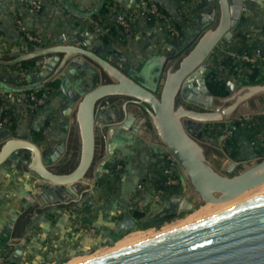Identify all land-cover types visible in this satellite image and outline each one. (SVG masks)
Wrapping results in <instances>:
<instances>
[{
	"label": "crops",
	"instance_id": "0c3cea01",
	"mask_svg": "<svg viewBox=\"0 0 264 264\" xmlns=\"http://www.w3.org/2000/svg\"><path fill=\"white\" fill-rule=\"evenodd\" d=\"M26 1L0 0V55L4 59L37 47L25 38V31L42 36L43 47L55 45L64 37L69 44L98 45L104 52L125 58L126 66L138 70L136 80L148 86L159 70L156 59L166 56L172 60L188 51L187 43L194 33L219 15L217 5L210 0H157L170 15V22L181 30L182 38L170 36L168 24L161 21L143 26L135 35L123 36L113 26L122 12L140 5L139 0H107L105 13L99 10L106 0H38L43 3L39 13L33 12ZM231 33L230 39H223L214 48L207 70H215L220 79L241 86L251 70L233 65L225 52L264 50V0H242V11ZM56 58L37 59L30 68L0 64V93L39 82L57 65ZM260 70L264 73V66ZM97 76L88 66L71 60L52 85H45L51 94L45 105L26 110L16 100L5 102L0 112L5 108L12 111L17 125L15 129H0V144L11 137L31 140L40 147L48 166L60 172L71 170L80 154L76 121L77 104L83 96L80 88L85 92L95 88ZM123 103L124 99L112 100L98 111L97 153L91 179L74 192L55 199L48 195L51 184L26 167L13 160L0 165V254L12 251L16 264L61 262L178 209L176 198L186 196L188 184L181 182L183 176H179L181 183L177 186L168 183V151L149 123L140 120L138 129L131 125L134 119L125 125L117 123L123 116ZM255 103L263 111L253 112L242 122L236 118L209 124L208 143L218 145L214 156L222 163L264 158V107L259 101ZM128 108L136 113L134 105ZM174 171L177 173L178 168Z\"/></svg>",
	"mask_w": 264,
	"mask_h": 264
},
{
	"label": "water",
	"instance_id": "95a60500",
	"mask_svg": "<svg viewBox=\"0 0 264 264\" xmlns=\"http://www.w3.org/2000/svg\"><path fill=\"white\" fill-rule=\"evenodd\" d=\"M210 1L218 7V18L194 33L187 43L189 50L172 60L166 56L156 59L159 90L136 80L138 70L126 66L125 58L104 52L98 45L69 44L64 37L55 45L37 46L10 60L0 55V64L4 66L57 57V65L48 69L39 82L28 87H12L14 91L34 90L51 83L71 60L87 65L98 74L97 79L102 75L109 78L88 92L80 88L83 96L76 110L80 154L71 170L60 172L48 166L38 144L19 137L0 144V165L12 157L23 159L28 154L27 170L51 184L50 197L59 199L60 194L74 192L91 179L89 174L97 153L98 111L104 110L112 100L124 99L123 116L117 123L125 125L134 119L131 125L137 129L140 120L149 123L156 139L175 157L185 174L189 191L185 197L176 198L179 212L192 210L198 202L228 201L263 185L264 158L239 174H223L201 142L202 133L193 136L184 123L186 119L200 124L221 122L263 111H252V102L258 103L264 97V82L236 86L229 81V95L210 93L205 76L210 72L208 58L223 39H230L242 11V0ZM130 104L136 107L135 114L128 108ZM234 165L231 162L228 170ZM82 264H264V196Z\"/></svg>",
	"mask_w": 264,
	"mask_h": 264
},
{
	"label": "built area",
	"instance_id": "2783aa9c",
	"mask_svg": "<svg viewBox=\"0 0 264 264\" xmlns=\"http://www.w3.org/2000/svg\"><path fill=\"white\" fill-rule=\"evenodd\" d=\"M193 1V0H190ZM139 4L136 7H131L122 12L113 28L123 36H132L137 34L141 28L150 22H165L168 24V32L170 36L175 39L182 38L181 30L173 23L170 22V15L166 12L157 0H139ZM26 5L35 13H39L43 8L42 1L27 0ZM110 7V6H109ZM113 9H118L116 4H112ZM21 23L20 21H18ZM104 31L109 32L110 29ZM25 38L38 47H43V38L39 34L25 31ZM225 56L232 61V64L239 67H247L251 71L253 68H261L264 66V50L255 51H241L236 49H228L225 52ZM3 104L9 100H16L20 106L24 109L36 110L39 107L45 105L50 99V88L43 86L29 91H9L0 93ZM5 117L0 121V129L9 127L12 124V118L14 113L8 108L3 110ZM246 118V117H245ZM248 119V118H246ZM165 173L168 183L177 186L180 184L179 178L174 175V166L177 160L175 157L167 152L166 156ZM14 253L7 250L0 254V264H5L13 258Z\"/></svg>",
	"mask_w": 264,
	"mask_h": 264
},
{
	"label": "rangeland",
	"instance_id": "374dc122",
	"mask_svg": "<svg viewBox=\"0 0 264 264\" xmlns=\"http://www.w3.org/2000/svg\"><path fill=\"white\" fill-rule=\"evenodd\" d=\"M86 71L88 72L89 70H86ZM152 80H153V83L151 86L154 87L156 90H159L160 86H161L159 79L155 77ZM101 81H103V83L107 82V81H109V78L106 75H104L102 79H99L97 82H95V87L98 86L100 83H102ZM252 103H254V102H252ZM188 104L190 106H195L192 103H188ZM262 109L263 108H261V107L256 108V106L255 107L252 106V111H260ZM252 115H253L252 113L243 114L241 116H236L233 119L240 118V120H238L237 122H242V120L245 117L249 118V116H252ZM254 116H256V115H254ZM184 123H185V126L188 129V131L193 136L198 137L199 133H202V137L200 139L201 142L206 147L207 153L213 158L214 162L216 163L217 168L223 174H226L228 176H233L235 174H239L242 170H244L246 167L250 166L253 162H260L263 159L262 158V159L254 160V161H243V162H238V163L235 162L234 167L230 171L228 169L231 166V162H234V161L228 159V161L225 164L222 163V159L214 156V155H216V153H218V150L216 148V146H218V145L216 143H210V144L208 143L209 142L208 137H210L209 136L210 128L208 126L210 123L200 124V123H197L195 121H189L187 119L184 120ZM11 160H13V161L17 162L18 164L26 167L28 164V161H29V155L27 154L26 157L23 159L19 158L18 156L12 157L8 162H11ZM174 167L178 168V171H177V173H176V171H174L173 176H178V178H179V176H183V180L181 182L183 184L185 183L187 185L188 181H187L185 174H184L182 168L180 167L179 163L176 162ZM188 189H189V186H188ZM249 201H252V200H249ZM207 207H208V205L206 203L198 202L192 210L184 211V212L175 214L173 216L167 215V216L159 218L157 220H153L151 222L145 223V224L141 225L138 230H134L130 234H127L125 236L118 237V238L114 239V241H112V242L104 243V244L100 245V247L94 248L91 251L80 253V254L72 257V258H67L65 260H62L61 262H56V263L52 262L51 264H71L72 262H77V260L83 261V260H86V259L94 257V256L101 257L102 255L106 254L107 252H111L113 249L117 250L119 247H121L122 244L125 245L126 243H128L126 238H128L132 235L139 234V236L143 237V239H144V236L147 237L148 239L157 237V236L161 235L163 233V230H165L168 226L178 225L182 221L184 222V221L188 220L190 217L196 216L197 214L201 213L204 210V208L206 209ZM140 237H138V238H140ZM136 239H134V241L131 240L129 242H135V244H137V243H140V241L141 242L144 241L142 238H140V241L138 240L139 242ZM131 244H133V243H131ZM131 244H129V245H131Z\"/></svg>",
	"mask_w": 264,
	"mask_h": 264
},
{
	"label": "bare ground",
	"instance_id": "6f19581e",
	"mask_svg": "<svg viewBox=\"0 0 264 264\" xmlns=\"http://www.w3.org/2000/svg\"><path fill=\"white\" fill-rule=\"evenodd\" d=\"M264 196V184L263 185H260V186H257V187H254V188H251V189H248L246 191H244L243 193L239 194L238 196L228 200V201H224V202H207L206 204L208 205V207L201 212L199 214H197L196 216H192L190 217L188 220L186 221H182L180 224L178 225H174V226H168L165 230H163V234H166L168 232H171V231H174L176 229H180V228H183L185 226H188V225H191V224H194L196 222H199L201 220H204L206 218H209L211 216H214L216 214H219L221 212H225L229 209H232V208H235L239 205H242L244 203H246L247 201L249 202V200H254L256 198H259V197H262ZM141 235V234H140ZM159 235V236H161ZM156 236V235H155ZM139 234H136V235H132L127 239L128 243H126L125 245H121V247H119L117 250H112L111 252H116V251H119V250H122L124 248H127V247H130V246H133L135 245V242H129V241H134V239H136L137 241L139 240L140 241V238L143 239V237H140ZM150 238V237H149ZM155 238V237H154ZM152 239V238H150ZM144 240V241H143ZM142 241L145 242L147 240H149L147 237L144 236V239ZM138 241V242H139ZM133 243V244H131ZM141 243V241H140ZM131 244V245H129ZM139 244V243H137ZM119 246V245H118ZM111 252H107L106 254L102 255V256H105L107 254H111ZM95 258H99V256H94V257H91V258H88L86 260H83V261H78L77 262H72L71 264H82L84 262H87V261H90V260H93ZM82 260V259H81Z\"/></svg>",
	"mask_w": 264,
	"mask_h": 264
},
{
	"label": "trees",
	"instance_id": "16d2710c",
	"mask_svg": "<svg viewBox=\"0 0 264 264\" xmlns=\"http://www.w3.org/2000/svg\"><path fill=\"white\" fill-rule=\"evenodd\" d=\"M108 9V4H107V0L106 2L102 5V7L100 8L99 12L101 13H105L107 12ZM94 17H96V13L92 14ZM153 22H150V24ZM1 33V32H0ZM36 60H31V61H25L20 63V66L23 68H30L35 66ZM206 80H207V86L210 90V93L213 94L214 96H227L229 95V91L227 89V82L223 79H220L218 77V73L215 70H211L207 76H206ZM264 82V73L259 69V68H253L251 71V74L249 76V78L246 81V84H259V83H263ZM52 83L49 84L52 85ZM3 105V101L0 95V107ZM5 117V114L3 112H0V121L3 120V118ZM17 125V117L14 115V117L12 118V124H11V128L15 129ZM33 134H35V131H33ZM41 138H43V134H42V130H41ZM5 264H16V261L14 258H12L11 260H9L8 262H6Z\"/></svg>",
	"mask_w": 264,
	"mask_h": 264
},
{
	"label": "flooded vegetation",
	"instance_id": "af4514ba",
	"mask_svg": "<svg viewBox=\"0 0 264 264\" xmlns=\"http://www.w3.org/2000/svg\"><path fill=\"white\" fill-rule=\"evenodd\" d=\"M145 73H146V72H145ZM259 103L264 107V97H261V98L259 99ZM252 106H256V103H255V102L252 103ZM178 213H181V212H179V210L176 209L172 214H170V216H173V215L178 214Z\"/></svg>",
	"mask_w": 264,
	"mask_h": 264
}]
</instances>
